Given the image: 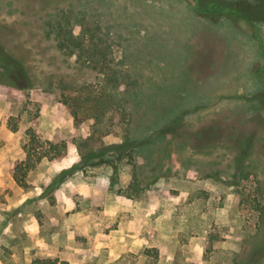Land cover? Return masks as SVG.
I'll return each mask as SVG.
<instances>
[{
    "label": "rangeland",
    "instance_id": "1",
    "mask_svg": "<svg viewBox=\"0 0 264 264\" xmlns=\"http://www.w3.org/2000/svg\"><path fill=\"white\" fill-rule=\"evenodd\" d=\"M67 20L94 31L124 76L126 109L115 104L101 124L102 75L80 70L47 29ZM0 37L32 76L25 88L0 84V264H264L261 2L0 0ZM31 124L67 150L24 187L14 169ZM127 131L143 144L47 189L80 161L77 142L99 149Z\"/></svg>",
    "mask_w": 264,
    "mask_h": 264
},
{
    "label": "trees",
    "instance_id": "2",
    "mask_svg": "<svg viewBox=\"0 0 264 264\" xmlns=\"http://www.w3.org/2000/svg\"><path fill=\"white\" fill-rule=\"evenodd\" d=\"M259 2H261L262 7H264V0H258V3ZM198 14L201 13L198 12ZM47 23L48 32L53 36L57 49L63 55L67 57L74 56L75 64L80 67V70L88 68L90 71L95 72L99 79L102 75L101 80L105 85L103 86V93L95 98L97 108L100 110V112L93 114L95 123L101 124L107 110L112 109L111 107L115 104L116 107L118 106L122 109H126L127 98L125 94H122L123 92L121 89L122 83H124V76L121 79L116 70L113 72L111 71L106 58L108 45L102 46L99 38H94L96 33L93 31L92 34V30L87 26L82 27L80 32L76 34L73 28L74 25L69 20H67L64 25L61 23L53 24L51 21ZM89 34H91V37L89 41H87L86 37ZM0 84L12 86L14 88H25L32 84V76L26 66L25 59L14 53L9 46H6L1 37ZM65 84L64 86L68 87V82H65ZM64 103L68 104L70 108L69 111L73 115L74 121L76 123L82 122L83 118L78 115L77 109L71 106L67 100H65ZM11 119L12 118H10V120ZM8 127L12 131H17L19 129L18 124L12 123L11 121H8ZM128 133L127 131L121 142L107 144L99 149L85 151L82 149L84 144L77 142L81 155L80 161L56 173L47 189H55L67 178V176L79 168L87 165L94 166L109 161L120 160L123 156L127 155V153L130 154L131 151L143 144H137L134 139L130 138ZM21 147L24 152V157L15 166L14 179L19 185L25 187L27 185L26 176L29 171L34 169L43 159L53 160L63 156L67 150V142L58 135H55L52 139H43L36 131L35 125L31 124L25 130V139ZM109 153L112 156H110V158H105V155ZM133 176L134 181L130 184V187H132L134 191H137V183L135 182L137 176L135 173ZM124 193L127 196L133 195L132 192ZM57 262L58 260L56 258L50 257L35 258L33 260V264H56Z\"/></svg>",
    "mask_w": 264,
    "mask_h": 264
},
{
    "label": "crops",
    "instance_id": "3",
    "mask_svg": "<svg viewBox=\"0 0 264 264\" xmlns=\"http://www.w3.org/2000/svg\"><path fill=\"white\" fill-rule=\"evenodd\" d=\"M54 137V136H53Z\"/></svg>",
    "mask_w": 264,
    "mask_h": 264
}]
</instances>
